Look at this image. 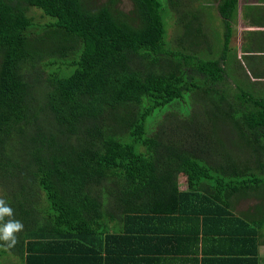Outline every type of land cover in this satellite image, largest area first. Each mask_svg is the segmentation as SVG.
Wrapping results in <instances>:
<instances>
[{
    "label": "trees",
    "instance_id": "1",
    "mask_svg": "<svg viewBox=\"0 0 264 264\" xmlns=\"http://www.w3.org/2000/svg\"><path fill=\"white\" fill-rule=\"evenodd\" d=\"M119 1L0 0V264H101L168 211L262 263L264 88L238 57L257 46L232 44L238 0L220 25L200 0Z\"/></svg>",
    "mask_w": 264,
    "mask_h": 264
},
{
    "label": "crops",
    "instance_id": "2",
    "mask_svg": "<svg viewBox=\"0 0 264 264\" xmlns=\"http://www.w3.org/2000/svg\"><path fill=\"white\" fill-rule=\"evenodd\" d=\"M200 2L210 6L211 13L220 22L222 21L219 14V0H200ZM237 4L238 9L234 16L237 15L232 21L235 30L237 31L239 22L241 24L245 22V17L248 18V23L261 27L258 31L247 30L246 32L260 36L259 39L263 42V46L261 49L257 47L258 51L256 52L264 54L262 52L264 50V0H238ZM242 30L243 27L238 29L240 42L243 38ZM251 35L246 38L245 42L252 39ZM248 38L249 41H247ZM257 41L253 42L252 39L250 44L255 47ZM186 215V213L174 214L169 211L163 215L158 213L156 216L160 217V226H163L161 230L136 232L133 234L136 240H132L135 245L129 244L127 248L119 249L118 254L108 255V251L104 250L103 258L108 255L110 261L107 260L101 264H253L250 262L249 255L238 257L225 250L230 249L232 240L230 237L218 236L217 231L221 229V226L217 222L205 224L199 219L197 222H193ZM73 243L76 241L73 240ZM131 250L133 251L130 252V255L127 254ZM263 252L264 245H260L259 257L260 259L262 257L260 264H264ZM243 258H246L247 262L243 261Z\"/></svg>",
    "mask_w": 264,
    "mask_h": 264
},
{
    "label": "rangeland",
    "instance_id": "3",
    "mask_svg": "<svg viewBox=\"0 0 264 264\" xmlns=\"http://www.w3.org/2000/svg\"><path fill=\"white\" fill-rule=\"evenodd\" d=\"M100 1L104 2L105 0H100ZM118 5L120 6V8L124 9L127 12L133 8V3L131 0H120ZM195 6H197V3L195 4ZM33 14H35L34 16L37 18V20L39 22L45 21L47 19L46 17H44L41 14L40 10L38 12L34 11ZM194 18L197 21L191 23V25L189 26L190 29L197 27L199 21L200 22L202 21L203 16L201 19V14L199 11H197V13H195V15H194ZM173 21H174V19H173ZM212 21L214 24L220 25V20L218 18H216V16H214ZM188 24H190V23H188ZM203 24L205 26L208 23L206 24L203 21ZM243 24H241L239 22L237 31H236L235 35L233 36V39H232V44L238 45L239 47H242L243 44L246 43L245 40H246L247 35L249 34L246 32L247 30L258 31L259 28H261V27H256L254 24H251V23L245 24V22H244ZM167 27L169 28V31H168L169 39L173 40L174 37H176L177 32L180 31V29H178V27L173 23H172L171 27L169 26V24H167ZM242 27H243V30H242L241 34H242L243 38H242V42H240L239 36H238V29H240ZM241 34H240V37H241ZM251 36L254 37L255 40H258L256 45L259 49H261L263 46V42L260 41V39H259L260 36L256 35V34H255V36L254 35H251ZM247 41H249V38L247 39ZM251 41H252V39L249 42H251ZM253 48H255V47H253ZM262 52L264 53V50H262ZM238 57L240 58V60H242V63L246 67L248 73L250 74L251 79L255 82V84L258 85V87L264 88V54L259 53V52H254V53L243 52V54H241V55L239 54ZM188 100H189L190 104L193 103V100L191 97H188ZM183 109H184V107L182 104H175L171 108V110H174V111H182ZM156 124L157 123L150 124V128L155 127ZM221 133H222V131L219 132V134H221ZM223 133H225V131ZM254 201L255 200H246V201L241 202L237 212H240V210L246 209L248 206L252 205L254 203ZM110 220L111 219L106 220L104 222V224L109 225ZM263 254H264V252H263ZM263 259H264V257H263ZM3 262L5 264H20V260L16 256H13V255L8 256L7 259H4Z\"/></svg>",
    "mask_w": 264,
    "mask_h": 264
}]
</instances>
